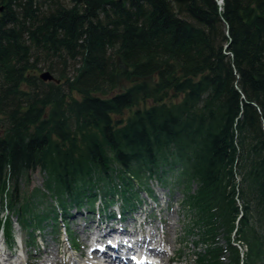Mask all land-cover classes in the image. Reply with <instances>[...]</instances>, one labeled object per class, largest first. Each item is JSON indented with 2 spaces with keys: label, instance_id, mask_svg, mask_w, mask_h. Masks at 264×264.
<instances>
[{
  "label": "trees",
  "instance_id": "obj_1",
  "mask_svg": "<svg viewBox=\"0 0 264 264\" xmlns=\"http://www.w3.org/2000/svg\"><path fill=\"white\" fill-rule=\"evenodd\" d=\"M38 169L56 226L21 197ZM150 180L181 191L194 264H264V0H0V208L26 240Z\"/></svg>",
  "mask_w": 264,
  "mask_h": 264
},
{
  "label": "rangeland",
  "instance_id": "obj_2",
  "mask_svg": "<svg viewBox=\"0 0 264 264\" xmlns=\"http://www.w3.org/2000/svg\"><path fill=\"white\" fill-rule=\"evenodd\" d=\"M44 70L42 69L41 72ZM40 72V73H41ZM125 117L127 114L124 115ZM44 174L38 169L35 172L30 173V176L28 177L27 181H21L20 182V189H21V197L25 200H29L31 203H33L32 209L36 212L42 213L43 215H49L48 217L52 218L53 220L49 221L50 225L54 224L56 226V222L54 221L55 212L58 210L57 208V202L54 197H52L45 189H44ZM149 190L151 192V195L156 197V202H151L149 200H146L147 197L145 196V193L142 191L138 192V199L139 201L148 202V204L141 205L139 208V211H143L146 215L145 218L148 223H153V230L151 229V232H154L156 234V237L162 236V242L164 240V245L160 246L156 245L157 248H161L165 250V259L167 256L176 257L175 263L170 264H194V258L196 253L202 252L203 246L200 245L194 234H191V230L188 233L187 229H189L190 223V217L191 215L188 214L189 211L182 208L181 206V200L183 199L181 191L177 189H171L169 187L167 188H160L156 185L154 181H151L148 183ZM37 191V196L32 197L33 193ZM23 203V202H21ZM19 204L15 210H5L4 207L0 208V219H5L6 217H10L12 221V229L11 234L14 237L12 240V245H10L9 241L6 239L7 237L4 236L6 244L10 246V252L12 253V258L15 259V261L18 258V255H23L22 259L25 261L27 260L25 249L20 248L26 241V235L27 231H23L21 227V217H18V209L22 204ZM31 205V204H30ZM98 206L101 207V202H97V207L95 208L96 211H100L101 208H98ZM98 208V209H97ZM118 207L115 206L112 209L116 210ZM110 209L108 212L103 214L104 216H108L111 214ZM162 209V211H160ZM78 211L79 214L76 215L75 212ZM95 211V212H96ZM142 212V213H143ZM61 213V212H59ZM75 214L73 219L67 217V219L64 221L67 225L68 234H69V241L73 244V240L75 242V248L77 250L72 251V255L75 260H77L78 264H81L83 259L79 258L80 255H83L85 246L83 245V235L79 234L77 228L74 227V223L78 224V226L82 228H86L85 232L88 231V228L85 227L87 224L89 225L92 221L96 222V218L93 216H90L88 214V211L85 208L76 209L75 206H71L68 209V213L66 215ZM136 216V214H134ZM48 217H44L45 221L41 225L43 228L42 230L35 231V240H33V246L28 247V255L31 256L29 260L31 261L29 264H49L51 261L49 260V255L45 257L41 256V260L45 259L44 261H40L37 258H34V255L38 254L41 255V251L45 250V248H49L51 250H54L55 253H58L59 251V262H62L64 264H71L72 260L68 259V257H63V249H66L68 246V243L65 241L64 235L61 233L58 235V232L60 230L62 231V223L57 221V227H55L54 231H58L53 233L51 226L47 225ZM60 219V216L58 217ZM57 218V219H58ZM163 218V222L161 223L159 219ZM63 219V218H61ZM143 215L138 217V220H142ZM104 221V220H101ZM47 225V226H46ZM93 226V225H91ZM94 227V226H93ZM149 224L147 226H141L142 229L148 228ZM130 228V227H129ZM150 229V227H149ZM95 229H93V232ZM194 233V232H192ZM164 236V237H163ZM1 235H0V244H1ZM15 239V240H14ZM63 240V244L58 246V241ZM161 243V242H160ZM92 244H97L95 240ZM37 246V248H36ZM24 247V245H23ZM14 249V250H13ZM71 253V252H69ZM58 254H56L58 256ZM43 255V254H42ZM53 255V254H50ZM61 255V256H60ZM55 256V255H54ZM102 263L105 261L110 262L107 258H101ZM40 261V262H39Z\"/></svg>",
  "mask_w": 264,
  "mask_h": 264
},
{
  "label": "bare ground",
  "instance_id": "obj_3",
  "mask_svg": "<svg viewBox=\"0 0 264 264\" xmlns=\"http://www.w3.org/2000/svg\"><path fill=\"white\" fill-rule=\"evenodd\" d=\"M98 208H102V206H98ZM160 211H162V209H160ZM76 215L79 214L78 211L75 212ZM75 214H71V215H68L67 217L73 219L74 215ZM142 221V220H141ZM140 221V223H141ZM159 221L162 223L163 222V218L159 219ZM140 223H139V226H138V229H139V232H140V237H134L133 238V243L130 242L131 245H125V247H128L126 249V251L128 252V254H131V255H136V256H142V255H157L161 262L159 264H170V263H175L176 261V257H171L170 255L166 257L165 259V250L163 249H159V250H152V249H143L141 248V243H144V242H149V244H152V245H159L160 242H162V236H159V237H156V234L154 232H151V229L153 230V223H149V227L148 228H144L142 229L141 226H140ZM112 224V221L110 222H107L105 224V221L103 222H100V221H97V222H91L89 225L87 224H84L86 225L85 227L88 228V231L85 232V229L86 228H80L78 226V224H75L74 223V227L77 228L79 234L83 235V245L84 246H89V244L91 243L93 237L96 238V241L97 240H103L104 244H105V251L102 252L101 250H93L95 255L93 256H90L89 258L92 259V260H88V257H84L83 258V261L81 264H112L113 262H115V260H118L119 261V264H120V260L116 257H114L112 254H115L116 252H119V250L122 248V247H113V248H117L116 250H112V251H109V247L107 246L108 245V242H110L114 236L112 235L113 234V230L114 228H117V226H114V225H111ZM130 224H134V221L132 223V220L131 222L129 223ZM93 225V226H91ZM121 229L119 230L120 234H121V237L123 234H127L129 235L128 233L131 232L132 234V231L127 228V227H124L121 225L120 227ZM93 229H95V231L93 232ZM95 234V236H94ZM131 236V235H130ZM164 237V236H163ZM130 241H132V239H129ZM165 239H163V242H164ZM122 242V240L120 241V243ZM111 245V244H110ZM130 246V247H129ZM97 248V247H95ZM63 255L61 256V258L63 257H68V259H71L72 262L71 264H77V260L74 259L73 257V253H69L68 250L66 249H63ZM101 251V252H100ZM100 252V254H99ZM112 252V253H111ZM59 253V251H58ZM58 253H55L54 250H51L49 248H45V250L43 251L42 254H46L47 256L49 255V260L52 262V264H54V262L58 261L59 259V254ZM39 255V256H44V255ZM50 254H53V255H50ZM58 254V256L56 255ZM55 255V256H54ZM100 256H103L105 258H107L108 260H110V262H106L105 263L103 262L102 263V260L99 258ZM46 258V257H44ZM27 259L29 260V257L27 256ZM138 260H141L139 258H137V261L135 262V264H139L138 263ZM16 264H29L28 261H24L22 259L21 256H18L17 258V262Z\"/></svg>",
  "mask_w": 264,
  "mask_h": 264
},
{
  "label": "water",
  "instance_id": "obj_4",
  "mask_svg": "<svg viewBox=\"0 0 264 264\" xmlns=\"http://www.w3.org/2000/svg\"><path fill=\"white\" fill-rule=\"evenodd\" d=\"M218 5L221 4V1H216ZM39 79L42 80L43 82H53L56 84H59V80L56 79L54 77V75H52L50 72L48 71H43L40 75H39Z\"/></svg>",
  "mask_w": 264,
  "mask_h": 264
}]
</instances>
